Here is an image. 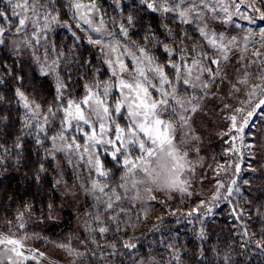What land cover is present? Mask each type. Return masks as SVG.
<instances>
[{
	"label": "trees",
	"instance_id": "1",
	"mask_svg": "<svg viewBox=\"0 0 264 264\" xmlns=\"http://www.w3.org/2000/svg\"><path fill=\"white\" fill-rule=\"evenodd\" d=\"M83 1L90 5L94 3L99 22L110 31L119 27L124 39L133 43L134 48L150 45L148 48L154 50L152 55L155 61L162 65H167L170 60L179 62L180 53L176 52L174 58H169L160 51V47L168 44L170 47L191 48L202 40L193 26H186L177 18L151 13L142 0ZM16 2L20 0H13V3ZM34 3L40 12L41 25L45 23V13L50 14L49 27L38 33L40 44L35 43V49L38 52L46 51L55 59L61 81L66 87L62 90L63 99H57L54 82L41 75L29 58L17 57L8 51L4 43L0 44L1 229L15 231L18 237L39 251L61 248L59 244L67 243L72 249L71 254L67 249H61L66 250L78 264H142V258H147L144 264H264V170L257 169L262 155H258V148H246L238 155L232 152V157H222L224 153L231 154L226 151L235 142L233 137L236 133L233 130L228 136L217 138L209 130L217 125L216 120L210 117L201 120L204 129H208L204 145L211 150V158L218 160L219 166L225 169L221 171L219 166L216 168L211 190L208 182L202 180V186L184 192L187 193L186 197L171 198L168 202L151 198L146 203L147 208L144 203L134 205L125 194L113 209L105 210L104 202L112 195L108 192L107 196H100L99 201L96 198L83 199L81 208L87 214V226L79 231L73 225L74 204L66 200L60 184L56 182H71L77 176H73V169L63 160L60 151L55 152L54 157L51 154L52 137L58 136L63 127V109L67 107L68 100L80 101L87 94L86 84L108 81L110 77L101 55L74 21L67 0H34ZM5 9L9 19L0 18V27L5 29L3 38L7 34H14L19 24L6 0H0V10ZM51 17L56 18L55 22ZM169 32L173 35L170 36ZM185 33L190 39L182 44L179 38ZM200 46L206 51L204 43ZM207 52L213 55L209 50ZM166 71L175 80L173 70L167 68ZM177 88L184 98H199L202 93L182 82L177 83ZM18 89L27 97L29 105L33 101L41 106L38 119H30L24 101L17 95ZM118 99V93L113 88L109 96L111 105L114 106ZM49 107L54 116L48 113ZM45 114H48V124L41 132L39 125L43 124ZM126 114V110H122L117 116L113 108L115 123L109 124V128L114 127L115 130L116 123L122 128L126 127ZM255 120L249 121L251 127H246L243 133L256 131ZM75 125L65 133L67 140L70 142L76 136L77 143L84 145L86 137L76 130ZM81 127L91 132L88 126L81 124ZM242 137L246 142L255 144V139ZM254 138L262 141L264 147V134ZM61 143L57 139L56 145ZM130 148L133 158L141 155L138 148ZM113 151L110 147L104 149L98 146L96 156L110 173L107 179L110 188H117L121 194L122 189L118 185L125 171L122 167L124 157L120 156L117 163L111 157ZM237 165L239 172H229L234 171ZM79 170L84 173L86 168L79 166ZM85 173L89 179L97 178L94 169L90 171L87 168ZM104 179L99 178L101 181ZM233 180L236 181L235 185H232ZM218 182L223 183L224 187L217 195ZM206 185L208 188H203ZM229 186L233 189L238 187L240 191H233L228 196ZM186 198L193 199V204L189 206ZM197 201L202 204L196 205ZM194 205L196 207L192 208ZM157 210L159 217L150 213ZM21 213L23 217L18 219ZM98 215L102 223L95 220ZM113 217L117 218L119 228L113 222ZM20 223L24 224L23 229L19 227ZM99 227L109 230L101 234Z\"/></svg>",
	"mask_w": 264,
	"mask_h": 264
},
{
	"label": "snow or ice",
	"instance_id": "2",
	"mask_svg": "<svg viewBox=\"0 0 264 264\" xmlns=\"http://www.w3.org/2000/svg\"><path fill=\"white\" fill-rule=\"evenodd\" d=\"M6 3L12 8V15L19 19L16 32L23 31L26 24L31 22L37 29V32L33 33V39L39 45L40 38L38 33L49 27L48 20L50 14L45 13V23L41 25L40 12L35 6L34 0H20V2L16 3H13V0H6ZM255 4L256 0H251L248 6L253 11L260 12L261 18L264 19V11L257 8ZM73 7L79 11L85 6L76 3ZM91 8H95L94 3L91 5ZM148 8L154 12L175 13L182 24H192L194 22L193 18L200 19L203 21V26L198 27V31L202 40L199 43H195L191 48H176L165 44L164 50L170 58H174L176 52H179L180 56L179 62H172L170 60L167 65H162L157 63L145 48L141 47L137 48L136 51H131L127 47L121 48L118 43L115 45H104L103 37L100 39L90 38V43L104 45V47L109 49L108 53H106L108 59L105 60V63L111 69V76L116 79L112 81L110 78L108 81L86 84L85 90L87 94L83 99L78 102L71 99L68 100L67 107L63 109V127L58 136L52 137L53 152L51 154L53 157L57 151L65 152L69 157V163H71L72 157L76 155L79 156L80 160H84L85 156L88 157L87 163L89 170L94 169L97 178L92 179L89 187H84L83 185L81 187L84 188L86 193H91L97 201L100 200V196H107L108 192H111L112 195L108 196V200L104 202L105 210L113 209L115 203L120 201L122 197L118 193L117 188H110L107 183L110 175L109 171L105 170L100 158L95 156L91 151V148L101 143H107L115 148L111 152V157L117 163L120 162V156L124 157L122 167L125 171L120 177L121 183L118 187L123 189L125 194L131 190H137V196L133 197V199L139 198V187L141 185L149 193L154 190L187 192L189 187L188 181L183 180L181 177L185 169L188 171H194V169L187 160L188 153H182L177 146L176 134L183 128L189 129L188 132L184 133L185 136L191 134L189 124L191 117L189 113L198 111L199 100L195 96L185 99L179 92L177 83L182 82L185 86L192 89L199 87L205 95H208L205 90L209 89L218 78L221 83L228 78V74L225 71V62L229 59L228 52L233 47L239 48L237 37L233 36L226 41L223 33L217 34L208 29L205 20L206 13H211V19L213 20L220 19L216 15L218 11L228 13L229 9L224 5L223 0H215V3H213V0H153V2L148 3ZM17 9L19 11H16ZM237 10H239V4H237ZM28 13H31V15H28ZM0 18L6 21L9 19L6 15V9L0 10ZM244 18L247 19L248 17L245 16ZM80 19L84 23L91 25V20L85 13L81 14ZM51 20L55 22L56 18L51 17ZM230 20L231 16L229 15L228 21ZM129 22H131V18H129ZM94 31L100 32L101 29L96 28ZM4 32L5 29L0 27V44L4 43ZM169 35L172 36L173 34L169 32ZM254 35L255 33L249 32V34L244 36V47L242 51H247L250 37ZM259 36L261 48L254 50L252 53L257 59L245 64V56L241 55L240 57L244 71L238 75L235 83L231 84V90L233 95L244 93L247 99L240 101L241 106L235 108L225 103L224 107L231 108L233 112L228 117L231 121V128L229 132L223 133L225 137L233 130L243 133L246 127H250L249 119L253 116L256 109L264 107V98H260L252 111L247 113V117L244 118L243 123H238V115L245 111V105L251 103V98L255 97L258 92L261 96H264V29L260 30ZM179 39L183 44L190 37L185 33ZM204 42L213 50V55L217 58L209 56L208 52L200 46ZM22 44L28 48L34 46L30 39H24ZM124 56L131 57L134 61L131 71L122 58ZM36 59L39 61V57H36ZM209 65L215 67H209ZM251 65H256L255 72L250 70ZM56 67L57 62L53 61L52 65L49 66V70L55 72ZM167 68L173 70L175 80L170 78V74L166 71ZM236 72L239 74L240 68H237ZM42 74L47 73H44L42 69ZM254 76L258 82L251 83ZM56 81L57 99L62 100V90L66 85L60 80L59 76H57ZM113 88L118 89L120 94V99L116 101L114 106L109 101V96ZM150 89L159 93L158 99L154 97L153 91H150ZM245 89H249V91L245 93ZM17 95L24 101V107L28 109L30 119H38L41 115L39 111L41 106L36 104L35 108L30 107L27 97L19 89L17 90ZM113 108L117 116L122 113V110H126L127 114L125 119L128 120V124L122 128L120 124L116 123L115 139L104 140L103 137L110 131L109 124L115 123ZM177 109L181 111L178 112ZM165 112L171 113L170 119L166 120L162 117V113ZM48 113L53 116L55 115L51 107H49ZM73 121L76 122V130L86 137L84 145L77 143L76 136H73L70 142L67 140L65 133L70 128H73ZM46 124H48V114L44 115V122L39 125V131L43 132L45 130L44 125ZM81 124L91 128V132L85 131L81 127ZM97 124L99 126V133L96 131ZM57 139L62 141L59 146L56 145ZM37 142H40L39 139ZM130 146L132 148H138L141 155L133 158ZM247 147L252 149L256 145L250 143ZM231 151H234V149H231ZM219 167L221 171L225 170L222 165ZM43 170L42 167L41 171ZM236 170L237 172L240 171L239 165L236 166ZM100 177L105 179L101 181L99 180ZM56 183L59 184L60 181L58 180ZM235 184L236 181L233 180L232 185ZM218 185L217 195L219 194L220 188L224 187L223 183L218 182ZM233 191L239 192L240 189L238 187L233 189V187L229 186L227 195L231 196ZM188 194L191 195V193ZM151 198L155 199L154 196ZM22 217L23 213L20 214L18 219ZM95 220L102 223L99 215L95 217ZM113 222L119 228L116 217H113ZM19 227L23 229L24 224L20 223ZM108 230L107 227H99L101 234L106 233ZM0 245L4 246L5 254H12L8 256L7 264H23L24 260L34 258L24 255L22 251L24 244L20 239L0 236ZM125 246L134 247V245ZM58 247L67 249L71 254L72 249L69 244H59ZM40 255H43V253ZM13 256L20 259L13 260ZM0 264H4V262L0 261Z\"/></svg>",
	"mask_w": 264,
	"mask_h": 264
},
{
	"label": "rangeland",
	"instance_id": "3",
	"mask_svg": "<svg viewBox=\"0 0 264 264\" xmlns=\"http://www.w3.org/2000/svg\"><path fill=\"white\" fill-rule=\"evenodd\" d=\"M148 11H150L153 14L159 15V16H170L172 18H177L178 20L179 17L175 13H161V12H154L151 9L148 8V3L153 2V0H142ZM68 4L70 5L72 9V14H73V19L76 22L77 26L83 30V32L86 34L89 39H100L103 37V42L104 45H115L119 44L121 48L127 47L131 51H136L138 48H134L133 43L127 41L124 39V35L119 27L114 30L110 31L108 30L105 25L100 21L97 16V13L94 8H91V5L86 3L83 0H67ZM80 3L84 5L85 7L81 8L79 11L75 7H73L74 4ZM213 3H215V0H213ZM223 3L225 6L228 7L229 11L228 13L220 12L218 11L216 13L217 16L220 17L218 20H213L211 19V13H206L205 20L208 25V29L211 31L216 32L217 34L223 33L224 36L227 39H230L231 37L235 36L237 37V41L239 43V48L233 47L231 51L228 52L229 59L227 62H225V71L228 74V78L224 80L223 83L220 82L219 78L217 81L209 87V89L205 90L208 95H205L204 92L200 93L199 98V109L195 113H189L190 115V130L191 134L185 136V132H188V128H183L180 129L177 134H176V144L181 150V152H187V160L189 161L190 165L194 169V171H188L185 169V171L182 174V179L188 181L189 187L188 191H194L195 186H202L204 182H208L209 188L211 190L212 186H210L212 183L215 181L216 177V168L220 165L218 163V160H214L211 158V150H208L207 147H205L204 142H206V134L208 129H204L203 124H201V120L204 117H210L216 120V127L209 129L214 132L215 135L218 137H223V133L228 132V130L231 128V121L228 119L233 112L231 108H225L224 105L225 103L230 104L233 108L235 107H240V101L247 99L246 95L244 93L232 94L231 90V84L235 83L236 79L238 78V75L242 74L244 71V68L240 62V57L241 55L245 56V61L244 63H250L253 60H256L257 58L252 55L253 51L256 49L261 48V44L259 43L260 41V30L264 29V19L261 18L260 12L253 11L251 7L248 5L251 3V0H223ZM237 4H239V10H237ZM35 6L37 7V4L35 3ZM158 6V3H157ZM186 6V5H184ZM255 6L261 11H264V0H256ZM89 9H91L89 11ZM19 11V9H18ZM82 13H85L87 17L91 20V25L84 23L82 19H80V16ZM28 15H31V13H28ZM231 16V20L228 21V16ZM247 16L248 18L245 19L244 17ZM194 22L192 24H184V25H190L193 26L197 31L198 27L203 26V21L197 18H193ZM227 21V22H225ZM100 28V32L94 31V29ZM12 30V29H11ZM35 32V27L31 22H28L24 28L23 31L17 33L15 32L14 34H7L3 39H4V45L8 49L9 52L14 54L17 57H27L29 58L35 65V67L39 70L41 75H44L48 77L54 84H56V78L59 76L61 80V75L59 74L58 67H56V71L52 72L49 70V66L52 65L53 58L50 55H47L46 51L43 52H38L36 51V41L33 39V33ZM199 32V31H198ZM251 33H255L254 36L250 37V42H249V47L247 51H242L244 47V36ZM24 39H30L32 41V44L34 45L32 48L25 47L22 44V41ZM154 41V40H153ZM152 41V45L154 46V42ZM90 43V42H89ZM101 55L104 63L105 60L108 59V56L106 53H108L109 49L107 47H104V45H97V44H92L90 43ZM206 51H210L213 54V50L204 42ZM44 46V44H42ZM150 45H146L145 50L153 57L152 54H154V50L151 48H148ZM160 51L167 54L164 50V46L160 47ZM137 55H139L137 53ZM211 54H209L210 56ZM36 57H39V61H37ZM169 57V55H168ZM212 58H217L216 56L212 55ZM128 65L129 70L131 71L134 61L131 59V57L124 56L122 57ZM170 58V57H169ZM106 68L108 70V76L111 78L112 81H115V77L111 76V69L108 67V65L105 63ZM211 67H215L211 65ZM240 68V73L238 74L236 72V69ZM42 69L44 73L47 74H42ZM251 71L255 72L256 70V65H251L250 68ZM126 75V74H125ZM258 82L256 77L254 76L252 78L251 83H256ZM116 89V88H114ZM193 90H199L201 89L198 87ZM119 99H120V94L118 89H116ZM153 91V95L155 98H159V93ZM249 91V89H245V93ZM196 97V96H195ZM202 97V98H201ZM260 98H264V96H261V94L258 92L255 97L251 98V103L245 105V111L242 114L238 115V123L242 124L244 118L247 117V113L249 111H252L253 107L259 102ZM188 99V98H185ZM31 107L35 108V103L33 101H30ZM177 111H181L180 109H177ZM162 117L164 119H170L171 118V113L170 112H165L162 113ZM255 118L254 122V128H256L255 132H248V133H239L235 132V142H233V145L230 147L229 150L226 152H230L231 154L224 153L222 157H232V152H236L237 155L240 153V151L245 150L248 144L246 140L241 139L242 136H247L248 138L255 139V145L256 147L252 148L259 149V154L262 155L261 158H259V162H257V169L264 170V147H262V141L258 140L257 138H254V136L258 135H263L264 134V107L257 108L253 116L249 119V121H252V119ZM73 125L76 124L75 121L72 122ZM251 127V126H250ZM245 130V129H244ZM260 130V131H259ZM96 131L99 133V126L97 124L96 126ZM111 134L105 135L103 137L104 140L108 139H115L116 133H114V127L110 128ZM114 135H113V133ZM222 139V138H221ZM222 141V140H220ZM101 147L104 149H114L115 148L112 145H109L107 143H101L98 145H95L93 148H91V151L95 154L96 156V149L97 147ZM224 146V145H223ZM221 146V147H223ZM221 147L219 148V151L221 150ZM231 149H234V151H231ZM63 160L68 163V165L71 166V172L73 176L75 177L73 180H64L63 182H60V186L62 188V193L63 196L66 198V200L71 201L74 204L73 207V225L80 231V230H85V227L87 225V214L85 211H82V200L85 198H88L89 200L95 199V197L91 193H86L84 191V188L81 187L83 185L84 187H89L91 184L92 179H89V176L85 171L87 168H89V165L87 163L88 157L85 156V162L84 160H80L79 156H73L71 163H69V157L65 152L60 151ZM239 152V153H238ZM221 157V156H220ZM238 159V158H236ZM238 163L239 160H236ZM236 165V163H235ZM79 166H82L86 168L84 173H81L79 170ZM229 172H236V169L234 171H229ZM228 172V174H230ZM233 174V173H232ZM206 176V177H204ZM202 177V178H201ZM203 188H208V186H204ZM174 192V193H173ZM169 191V190H154L153 192L149 193L144 190V186L141 185L139 187V198L133 199V197L137 196V190H131L128 193V197H130V201H133L134 205H146L148 200L151 199L152 196L155 197L157 201H160V199H164L170 201L177 199V197H186L187 193H182L180 191ZM188 192V193H189ZM123 189L121 191V196L125 197L122 195ZM177 194V196L175 195ZM205 195V194H204ZM186 202L188 201V205H192L193 199L186 198ZM200 200V199H199ZM172 202V201H171ZM201 202L197 201V204H200ZM202 204V203H201ZM148 206L146 205V208ZM196 207L195 205L192 207ZM149 210H152L151 208H148ZM82 211V212H81ZM158 211H150V213H155L158 214ZM160 216V213L158 214V217ZM0 236H7V237H12L15 239H20L23 241L24 248L22 251L24 252V255L29 256V257H34L30 258L28 260H24L23 264H28V263H33V264H78L77 261L70 256V254L61 248L49 250V251H39L35 250L32 246L29 245L28 242L24 241L22 238L18 237L16 235V232L13 230H3L0 227ZM10 247V246H9ZM125 248V247H123ZM43 253V255H40ZM9 255H12L11 253H4V246L0 245V261H3L4 264H7V258ZM20 258H17L13 256V260H17ZM147 258H142L140 259L141 263H147Z\"/></svg>",
	"mask_w": 264,
	"mask_h": 264
}]
</instances>
